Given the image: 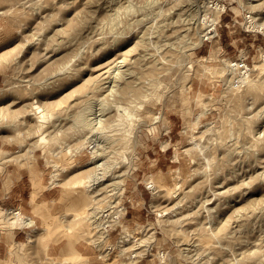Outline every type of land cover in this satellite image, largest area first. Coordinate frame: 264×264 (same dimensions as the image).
Listing matches in <instances>:
<instances>
[{
    "label": "rangeland",
    "instance_id": "374dc122",
    "mask_svg": "<svg viewBox=\"0 0 264 264\" xmlns=\"http://www.w3.org/2000/svg\"><path fill=\"white\" fill-rule=\"evenodd\" d=\"M219 2L226 9L218 35L187 50L214 0H0V171L18 156L40 187V172L30 166L39 158L51 186L61 164L53 210L38 209L36 221L20 208H0V256L9 258L0 264H264V74L256 67L264 62V31L248 26L249 10L258 4L264 11V0ZM240 53L257 81L252 92L246 83L229 85L222 72L224 58ZM119 103L129 107L130 121L119 118ZM81 110L85 117L77 120ZM66 146L71 155H63ZM95 152L116 173L130 170L121 221L106 218L113 224L104 256L84 232L91 221L81 218L91 198L79 184L98 162ZM128 153L135 154L130 168L122 157ZM14 211L35 221L14 229L26 233L20 244L9 230ZM125 231L136 237L122 251Z\"/></svg>",
    "mask_w": 264,
    "mask_h": 264
},
{
    "label": "bare ground",
    "instance_id": "6f19581e",
    "mask_svg": "<svg viewBox=\"0 0 264 264\" xmlns=\"http://www.w3.org/2000/svg\"><path fill=\"white\" fill-rule=\"evenodd\" d=\"M209 0H207V2H208ZM131 2V1H130ZM206 3V2H205ZM254 6H252V8L249 10L250 11V14L248 15L249 16V20H248V26L250 27V28H252V29H256V30H263L264 31V11L262 10L263 8H258V4H253ZM126 6V5H125ZM131 6V5H130ZM130 6H127V12L129 13V9H130ZM200 7V6H199ZM209 7V6H208ZM131 8H133L132 6H131ZM255 8H257V9H255ZM122 9V8H121ZM125 9H126V7H125ZM224 9H226V5L225 4H221L220 2H219V0H214V4H213V6H212V12H211V14L210 15H208V13H205V14H201V15H199V16H201V17H199V21H198V23H197V34H198V40H191V41H189V48L187 49V50H191V49H195V48H197V47H199V46H201L203 43H204V40L205 39H211V40H213V39H215V37L218 35V31L216 30V23L218 22V20H219V18H220V14H221V11L222 10H224ZM118 10V9H117ZM124 11V10H123ZM126 11V10H125ZM204 11V10H203ZM118 12V11H117ZM130 12H131V9H130ZM257 13H259V14H262V16L261 17H259V15L258 16H256L257 15ZM115 14V13H114ZM199 14V13H198ZM113 15V14H112ZM197 18V17H196ZM143 19V18H142ZM259 19H261V20H259ZM262 19H263V21H262ZM139 20V19H138ZM137 20V21H138ZM218 50V48L216 47L215 48V50L214 51H217ZM183 51H185V50H183ZM185 53V52H184ZM215 53V52H214ZM214 53H212V55H211V57L210 58H214ZM186 54H188V53H186ZM216 56H217V53H216ZM203 58H205V59H208L209 57L208 56H203ZM202 58V59H203ZM260 58H263V60L262 61H264V51H263V56L262 57H260ZM223 65H224V67H223V70H222V72H223V74L226 76V83H229V85H232V84H235L236 83V81H237V83H239V85L241 86L243 83H246V84H248L249 85V88H248V90L247 91H251L252 89H254V87H256L257 86V84H256V82L257 81H254L253 79L254 78H251L250 77V69H251V67L249 68V69H247V70H245L244 72H242V70H237V68L235 67V64L230 60V59H225L224 58V60H223ZM209 66H206V68H208ZM256 67L258 68V71H259V73H263L264 74V62H262L261 64H258V65H256ZM208 69H210V67L208 68ZM207 69V70H208ZM205 72H206V70H205ZM263 76V75H262ZM245 85V84H244ZM238 86V85H237ZM248 87V86H247ZM259 87H262V89H264V79H262L261 80V82H260V84H259ZM240 88V87H239ZM252 92V91H251ZM245 93V92H244ZM259 93H261L260 91H259ZM253 95H255V94H253ZM239 97V96H238ZM159 98V97H158ZM237 100H239V98H237ZM243 101V100H242ZM88 104V103H87ZM92 104V103H91ZM243 104V103H242ZM249 104V103H248ZM248 104H246V105H248ZM253 104V103H252ZM251 104V105H252ZM90 105V100H89V104L87 105V107H86V104H85V107L86 108H91V105ZM240 105V104H239ZM251 105H249L250 107H251ZM35 107L37 108V111L38 112H40L41 114H40V117H41V120L42 119H44V117L45 116H47L46 115V112L43 110V109H41L40 108V105H35ZM246 109H247V107H246ZM249 109V108H248ZM89 110V109H88ZM256 110V109H255ZM90 111V110H89ZM117 111H119V118H121V117H123L124 115L126 116V120H128L129 119V121H130V119H132V117H133V114L131 113V111H130V109H129V107L128 106H125V105H122V104H117ZM91 112V111H90ZM93 112V111H92ZM79 113V112H78ZM77 113V114H78ZM249 113V112H248ZM257 113V112H256ZM85 113H84V111H82L81 110V112L78 114V116H77V120H81L83 117H85V115H84ZM87 114H89V112H87ZM86 114V115H87ZM107 114V113H106ZM252 114V113H251ZM84 115V116H83ZM99 115H101V114H99ZM116 115V114H115ZM82 116V118L81 119H79V117H81ZM39 117V118H40ZM163 117H164V115H163V113H160V114H158V115H155L154 116V120H153V123H152V127H151V125H150V130L151 131H153L154 133H156V130L158 129V125H154V123H156V122H158V121H160L161 119L163 120ZM250 117V116H249ZM92 119L91 117H88V119ZM96 118V117H95ZM245 119V121L247 122V123H249V122H251L250 120H249V118L248 117H243V120ZM85 120V119H84ZM93 120V119H92ZM88 121V120H87ZM87 121L85 122L84 121V126H85V123H87ZM98 121V120H97ZM119 121H120V119H119ZM42 122V121H41ZM122 122H124V121H122ZM76 123H77V121H76ZM82 124H83V122H81ZM91 123V122H90ZM92 123H94V122H92ZM244 123V122H243ZM47 124V123H46ZM128 124V123H127ZM41 125H42V123H41ZM91 125V124H90ZM122 125V124H121ZM89 126V125H88ZM129 127V126H128ZM245 127V126H244ZM241 128L243 129V127L241 126ZM247 128V127H246ZM226 130H228L227 128H226ZM249 130H250V128H249ZM94 131V130H93ZM244 131V130H243ZM37 132V131H36ZM39 132V131H38ZM224 133V132H223ZM225 133H226V131H225ZM229 133V132H228ZM227 133V134H228ZM226 134V135H227ZM92 135H93V133H92ZM155 135V134H154ZM157 135V134H156ZM203 135V134H202ZM224 135V134H223ZM84 136V135H83ZM89 136V135H88ZM91 137V136H90ZM226 137V136H225ZM42 140L43 139H46V136L45 135H42L41 137H40ZM93 138V137H92ZM97 138V137H96ZM116 139V138H115ZM135 139V138H134ZM258 139V138H257ZM91 140V139H90ZM259 140V139H258ZM94 141V140H93ZM113 141H114V139H113ZM117 141V140H116ZM127 142V141H126ZM125 142V143H126ZM91 143H93V142H91ZM128 145V144H127ZM78 146V145H77ZM101 146V145H100ZM103 146V145H102ZM101 146V147H102ZM133 146H135V143H134V145ZM64 148V147H63ZM93 148V147H92ZM234 149H235V147H234ZM0 150H2L1 148H0ZM100 150V149H99ZM112 150H114L115 151V149H112ZM233 150V149H232ZM236 150V149H235ZM234 150V151H235ZM61 151V150H60ZM73 151H74V149H72V148H70V147H67L66 146V149L65 150H63L62 152H63V155H65L64 154V152L65 153H67V154H69V155H71L72 153H73ZM95 151V150H94ZM126 151V150H125ZM237 151V150H236ZM62 152H61V154H62ZM127 152V151H126ZM231 152V151H230ZM32 153V152H31ZM115 153V152H114ZM227 153V152H226ZM232 153V152H231ZM239 153V152H238ZM33 154V153H32ZM257 154V153H256ZM253 155V154H252ZM255 155V154H254ZM259 155V154H258ZM101 156H102V152H95V154H94V162L96 163L97 161V163L92 167V168H90L89 169V171H87V173H86V175L84 176V178L83 179H81V181H80V187H79V189L80 188H85L86 190H87V192L89 191L90 193H88V194H90L89 196H90V198H91V203L89 202V206L86 204L87 202H88V200H87V202H85L84 203V205H86V206H88L87 207V209L90 211L86 216H84V217H81V215L83 214V211H82V208H81V211H82V214L80 215V217L81 218H85L86 220H90L91 222V227H89V228H85V230H84V232H85V234H89L88 236H89V239H90V237H94L93 238V241L95 242V244H96V246H97V248L99 249V250H101L102 251V254H101V256H104V255H107V254H104L103 252H105V245H104V242L106 241V239H108V237L111 235V233H110V230H109V225H111V224H113L112 222L114 221L115 223H120V221H121V211H122V209H126V207L124 206V207H120V203H121V198H122V196L125 194V189H126V181H125V175L128 173L129 175H130V170L128 171V169H125L124 171H121V172H119V173H116L115 172V170L116 169H114L113 170V167H110L109 166V164H107L108 162L106 161V160H103V161H101V162H99V159H101ZM230 156H232L231 154H230ZM236 156V155H235ZM256 156V155H255ZM65 157V156H64ZM107 157V156H106ZM110 157V156H109ZM123 161H124V163L126 162L128 165L129 164H132L131 162H133V159H134V157H135V154H133V155H130V153H128V154H124L123 156ZM225 157V156H224ZM228 157H229V155H228ZM248 157V156H247ZM262 157H264V156H262ZM102 158H104V157H102ZM132 159V160H131ZM224 159H227L228 160V158H224ZM229 159H231V158H229ZM251 159V158H250ZM254 159H256V158H254ZM259 159V162H260V157H258L257 158V160ZM262 160H264V158H262ZM114 161V160H113ZM229 161V160H228ZM247 161V160H246ZM251 161V160H250ZM253 161V160H252ZM231 162V161H230ZM233 162V161H232ZM244 162H245V160H244ZM255 161H253V163H254ZM258 162V161H257ZM118 163V162H117ZM116 163V164H117ZM122 163V162H121ZM252 163V164H253ZM227 164V163H226ZM60 162H57V163H55V166H56V170L57 171H55L53 174H52V179H51V181H50V183H51V186H54V185H56L57 183H58V181H59V177H58V175H59V171H58V169H59V167H60ZM261 165H263V164H261ZM260 165V166H261ZM226 166V165H225ZM253 166H255V165H253ZM264 166V165H263ZM129 168H130V165L128 166ZM229 167V166H228ZM244 167H246V166H244ZM232 168V167H231ZM233 168L235 169V167L233 166ZM237 168V167H236ZM229 169H230V167H229ZM241 169V168H240ZM247 170V169H246ZM260 170V169H259ZM228 171H231V170H228ZM236 171H238V170H236ZM249 171V170H248ZM232 173H234L233 172V170L231 171ZM257 172V171H256ZM262 173V172H261ZM239 174V173H238ZM241 174V173H240ZM248 174V173H247ZM258 174H260L259 172H258ZM36 175V174H35ZM235 176H238L237 174H234ZM233 175V176H234ZM109 176H110V179L112 178V180L111 181H109ZM235 176L233 177V179L235 180L236 178H235ZM255 176V175H254ZM261 176V175H260ZM38 177V176H37ZM37 177H34L33 178V181H34V184L35 185H37V183L40 181L39 180V178L37 179ZM243 177H244V175H243ZM250 177V176H249ZM259 176H257L256 177V179L255 180H257V179H259L258 178ZM255 178V177H254ZM242 179V178H241ZM251 179V178H250ZM107 180H108V182H107ZM244 180V179H243ZM245 180H246V178H245ZM252 180V179H251ZM251 180H249V181H251ZM260 180H262V178L260 179ZM178 181V180H177ZM225 181H226V186H229L230 184H231V175H230V173H228V174H226V177H225ZM258 181V180H257ZM221 182V181H220ZM244 182V181H243ZM253 182V181H252ZM233 183V182H232ZM245 183V182H244ZM151 187H153L154 189H155V191H159V189L156 187V185H155V183H153V181H151ZM251 183H249V185H250ZM260 184V183H259ZM180 182H178L177 183V186L176 187H180ZM248 185V186H249ZM254 185V184H253ZM75 187H77V186H75ZM225 187V186H224ZM83 188V189H84ZM167 188H169V187H167ZM229 188V187H228ZM218 189V188H217ZM222 189V188H221ZM223 189H225V188H223ZM86 190H82V191H85V193H86ZM167 190V189H166ZM220 190V189H219ZM230 190V189H229ZM109 191H111V192H109ZM169 191V190H168ZM177 191L178 190H176V189H174L173 191H172V194H173V196H175V197H177L178 196V194H177ZM220 191H222V190H220ZM226 191H228V190H226ZM225 191V192H226ZM104 192H107L106 194H104ZM224 193V192H223ZM87 194V193H86ZM168 194V193H167ZM80 195H81V192H80ZM79 194H78V196H80ZM87 196V195H86ZM112 196V197H111ZM195 196V195H194ZM216 196V195H215ZM80 197H82V195L80 196ZM82 199V198H81ZM173 199V198H172ZM209 199V198H208ZM92 200L94 201V203L92 202ZM81 201V200H80ZM79 201V202H80ZM83 201V200H82ZM179 199H178V202H176L173 206H171V209L173 208V209H175L174 207L176 206H178V204H179ZM173 202V201H172ZM171 202V203H172ZM93 203V204H92ZM106 203V204H105ZM105 204V205H104ZM84 205H83V208H84ZM101 205H103V206H101ZM86 206H85V208H86ZM123 206V205H122ZM101 207V208H100ZM179 207V206H178ZM264 208V207H263ZM210 209V208H209ZM85 210V209H84ZM164 210V209H163ZM165 210H167V209H165ZM169 210V209H168ZM211 210V209H210ZM3 211H5V209H3ZM80 211V210H79ZM79 211H77V214L79 213ZM6 212H10V211H8V210H6ZM125 212V211H124ZM258 212V211H257ZM81 213V212H80ZM79 213V214H80ZM158 213L160 214V215H162L163 213H164V211H159L158 210ZM167 213H169V211H167V212H165V214H167ZM182 213V212H181ZM109 214H111V215H113L112 217H113V219H111V220H113L112 222L109 220V219H106L107 218V216L109 215ZM85 215V214H84ZM189 217V216H188ZM109 218V217H108ZM110 218H111V216H110ZM187 218V217H186ZM169 219H170V216H169ZM168 219V220H169ZM174 219H176V218H174ZM178 219V218H177ZM109 220V221H108ZM173 219H171V223L173 222L172 221ZM84 221V220H83ZM106 221H108V223H110V224H108ZM160 221V220H159ZM226 221V220H225ZM177 222V221H176ZM240 222V221H239ZM114 223V224H115ZM164 223V222H163ZM221 223V222H220ZM34 224V219L32 218V217H27V216H25V215H23V214H21L20 212H18V211H14L13 212V216H11V222H10V226H9V230L11 231V234L12 233H14V229L16 228V227H19V228H23V227H25V226H32ZM199 224V223H198ZM236 224V223H235ZM82 225H83V223H82ZM160 225V224H159ZM165 225V224H164ZM260 225V224H259ZM143 226V225H142ZM147 226V225H146ZM227 226H228V224H227ZM227 226H224V227H222V228H226L227 229ZM242 227V226H241ZM239 228V227H238ZM262 228H264V227H262ZM92 229H96V230H98V231H100V234H98V237H96L95 238V236L93 235V230ZM218 229V228H217ZM232 229V228H231ZM214 230V229H213ZM97 231V232H98ZM136 231V230H135ZM218 231V230H217ZM244 231V230H243ZM263 231V230H262ZM210 232V231H209ZM151 234H150V238H151V240L153 241V239H155V234H154V232H150ZM230 233V232H229ZM13 235V234H12ZM148 236V235H147ZM211 236V235H210ZM214 236V235H213ZM133 237H136V233L133 235L132 234V232L131 231H125V232H123V236H122V239H120V241L121 242H123V243H120V246H121V250L122 251H124V250H127V249H129L131 246L130 245H128V241H130ZM149 237V236H148ZM262 237V236H261ZM88 239V238H87ZM147 240H149V238H147ZM151 240H150V242H151ZM258 240V239H257ZM141 242L142 241H146V240H140ZM252 242V241H251ZM140 243V242H139ZM138 243V244H139ZM249 243V242H248ZM94 244V243H93ZM118 244V243H117ZM142 246L143 245H148V247H149V245H151V244H149V243H147V241L146 242H144V243H142L141 244ZM107 246V245H106ZM112 246V245H111ZM134 247V246H133ZM145 247V246H144ZM256 247V246H255ZM107 248V247H106ZM254 248V247H253ZM258 248V247H257ZM248 250V249H247ZM130 252V251H129ZM250 252V251H249ZM108 253V252H107ZM242 255V254H241ZM130 256V255H129ZM246 256V255H245ZM132 258V257H131ZM235 258V257H234ZM236 259V258H235ZM194 260V259H193ZM202 261V260H201ZM200 261V262H201ZM108 262V261H107ZM199 262V263H200ZM232 264V263H231Z\"/></svg>",
    "mask_w": 264,
    "mask_h": 264
},
{
    "label": "crops",
    "instance_id": "0c3cea01",
    "mask_svg": "<svg viewBox=\"0 0 264 264\" xmlns=\"http://www.w3.org/2000/svg\"><path fill=\"white\" fill-rule=\"evenodd\" d=\"M19 159L18 156H15L13 159H7L12 162H8V164L5 165L3 172L0 171V208H20L28 216L34 217L37 221L39 217L36 211L47 206L51 207L53 210L59 196L55 192L54 186H50V184L46 182V174L45 171L40 168L39 158H36V161L30 164V166H35L40 172V187H35L33 183L32 167L30 168L28 165H22V162L19 163ZM25 234L26 233L20 231H15L11 238H13L16 243H24ZM8 259L9 258H2L0 256L1 263Z\"/></svg>",
    "mask_w": 264,
    "mask_h": 264
},
{
    "label": "built area",
    "instance_id": "2783aa9c",
    "mask_svg": "<svg viewBox=\"0 0 264 264\" xmlns=\"http://www.w3.org/2000/svg\"><path fill=\"white\" fill-rule=\"evenodd\" d=\"M230 60L235 64V67L238 71L242 70V72H244L245 70L250 68L249 61L247 60V55L243 53H240L237 58ZM236 85H238L237 81Z\"/></svg>",
    "mask_w": 264,
    "mask_h": 264
}]
</instances>
